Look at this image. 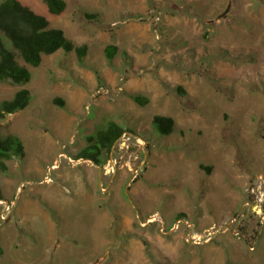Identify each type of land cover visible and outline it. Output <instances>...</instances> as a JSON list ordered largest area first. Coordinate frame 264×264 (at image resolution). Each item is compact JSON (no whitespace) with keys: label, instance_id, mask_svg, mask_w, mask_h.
Here are the masks:
<instances>
[{"label":"rangeland","instance_id":"374dc122","mask_svg":"<svg viewBox=\"0 0 264 264\" xmlns=\"http://www.w3.org/2000/svg\"><path fill=\"white\" fill-rule=\"evenodd\" d=\"M18 1L87 52L0 82L31 94L0 119L25 152L0 172V264H264V0ZM108 121L106 163L76 159Z\"/></svg>","mask_w":264,"mask_h":264},{"label":"trees","instance_id":"16d2710c","mask_svg":"<svg viewBox=\"0 0 264 264\" xmlns=\"http://www.w3.org/2000/svg\"><path fill=\"white\" fill-rule=\"evenodd\" d=\"M50 14L57 15L66 8L63 0H43ZM88 17H94L89 15ZM58 50L66 53L75 51L78 59L86 55L87 46H74L61 29L49 27L48 20L24 6L18 0H4L0 2V82L8 81L12 84H24L30 81L31 73L25 64L37 67L44 55H50ZM116 47L109 45L105 48L107 59L111 60ZM31 100L27 89L18 90L10 100L0 103V119L17 111L25 109ZM134 101L139 105L148 103V98L135 96ZM55 102L62 106L64 102L57 98ZM154 128L161 135L173 132L174 120L171 117L155 115L152 119ZM124 128L115 121H108L95 134L87 137V146L82 148L76 159H89L97 165H104L116 141L124 133ZM24 146L21 139L13 134L0 137V172L8 171V162L14 157L24 156ZM3 199L0 185V200ZM3 253L0 244V257Z\"/></svg>","mask_w":264,"mask_h":264},{"label":"water","instance_id":"95a60500","mask_svg":"<svg viewBox=\"0 0 264 264\" xmlns=\"http://www.w3.org/2000/svg\"><path fill=\"white\" fill-rule=\"evenodd\" d=\"M93 162V161H92ZM95 164V163H94ZM97 165V164H96ZM98 166V165H97ZM1 200H4V199H1Z\"/></svg>","mask_w":264,"mask_h":264}]
</instances>
